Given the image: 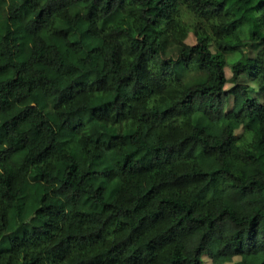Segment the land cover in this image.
<instances>
[{"label":"trees","instance_id":"1","mask_svg":"<svg viewBox=\"0 0 264 264\" xmlns=\"http://www.w3.org/2000/svg\"><path fill=\"white\" fill-rule=\"evenodd\" d=\"M43 11L0 45V264H264V0H0V42Z\"/></svg>","mask_w":264,"mask_h":264},{"label":"rangeland","instance_id":"2","mask_svg":"<svg viewBox=\"0 0 264 264\" xmlns=\"http://www.w3.org/2000/svg\"><path fill=\"white\" fill-rule=\"evenodd\" d=\"M56 6L57 4L51 6L50 8L54 9ZM47 18H48V11H43L34 22L28 25L26 24L24 26H19V25L10 23L9 28H8V34L4 38V40L0 42V45L4 43L6 45H12V46L19 48L21 56L25 58L26 57L25 45L31 42L33 32L36 29H38L40 25H43L44 22L47 20ZM185 42L186 43L194 42V38L190 32L187 34L185 38ZM37 67L42 69L48 78H52L55 81V85L57 87L60 88L65 84L64 79L59 74L55 73L51 68H48L41 64H39ZM223 71L226 77L230 76V71H229L228 66H225ZM229 86H231V84L228 82L224 85V88H228Z\"/></svg>","mask_w":264,"mask_h":264}]
</instances>
